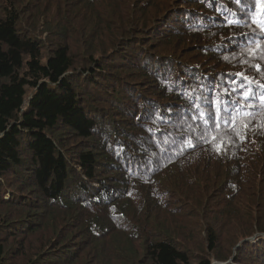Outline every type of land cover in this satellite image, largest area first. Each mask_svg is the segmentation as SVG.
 <instances>
[{
	"label": "trees",
	"instance_id": "obj_1",
	"mask_svg": "<svg viewBox=\"0 0 264 264\" xmlns=\"http://www.w3.org/2000/svg\"><path fill=\"white\" fill-rule=\"evenodd\" d=\"M99 1L82 0L78 55L63 24L44 26L49 45L31 32L22 15L32 0L0 2V264H210L224 239L212 226L203 253L181 247L174 227L142 222L158 204L174 216L168 188L196 181L198 160L234 162L204 195L211 205L220 192L223 203L205 225L242 222L244 176L264 174V139L250 141L264 126V0H173L139 26L141 0L105 47L94 38L120 0ZM166 48L197 55L184 62ZM250 209L254 222L233 263L219 256L225 264H264V236H254L264 235V195Z\"/></svg>",
	"mask_w": 264,
	"mask_h": 264
},
{
	"label": "rangeland",
	"instance_id": "obj_2",
	"mask_svg": "<svg viewBox=\"0 0 264 264\" xmlns=\"http://www.w3.org/2000/svg\"><path fill=\"white\" fill-rule=\"evenodd\" d=\"M1 1L2 0H0V2ZM142 1L144 2L145 0ZM61 2L64 1L63 0H59V1L32 0L33 6L29 10H27L26 8L22 17L26 21V25H29V28L30 25L36 26L35 32L33 31L31 32L35 35L39 34L41 38L44 40L45 45H49L50 40L53 38V37H47L46 32H44V26L47 23L55 22L56 24L60 23L67 26V28L70 30L69 41L71 43V53L74 55H78L81 52L80 51L81 49H79L78 46H81L83 44L82 41L83 38L81 35L82 28L84 27V22H82V0H72L70 7H67L64 4H62L60 7L59 3ZM74 2H76V4H74ZM140 2L141 0L140 1L137 0V2H134L132 0H120L119 7L116 8L115 17L114 14L112 15V17H110V21H111L109 23L110 28L106 29L103 32L101 38L100 36L94 38V43L98 42L99 44H101L98 47H105V45L110 43L111 40H116L118 38L119 32H121V30H123L124 27L127 26L126 20L124 19H127L128 16L132 14L131 8ZM170 2H173V0H149L148 3L144 4V6L142 5L143 10L140 8L135 9L133 14V16L135 17L134 19H136L139 26H148L150 23V19H153L156 13L161 14L160 13L161 9L165 6H169L168 3ZM155 3H157V6H154ZM104 5H105V0H100L97 3V6L102 8L104 7ZM66 9H70V10H66ZM64 10L66 11V13H64ZM32 12L35 13L34 17L29 15ZM118 18H121V20ZM88 26H89V22H86L85 27ZM148 31L149 30L138 35L143 36L145 41H148V39H151V37H148L149 35V33H147ZM170 31H171L170 29H167V32L161 35L160 40L165 41L167 34H169ZM79 39L80 41H78ZM194 50L195 49H188L184 54H181V56L180 54L173 53L168 50L167 51L170 54H173V56L182 58L184 62L186 61L192 62L195 59L192 57L197 55L192 53ZM250 138H251L250 140L251 146L255 143L258 144L257 141L259 140V138L264 139V126L262 127V133L254 135L253 137ZM233 151L234 150L226 151V152H229L231 154ZM255 161H258V159H256ZM216 163H219V165L215 164V166L213 167L212 166L213 164H210V166L207 167L206 162L204 160L195 161L192 165H195L194 167L197 168V171L194 172L195 177H197L196 181L192 177L191 185L176 186L173 190L172 188H168V191H170L166 195L168 207H170L171 209H175L174 216L177 215L179 217L180 215H182L183 217L182 223L181 221L175 223L174 216H169L168 213L166 214L160 213L159 209L167 208L160 204H158V206L154 208L155 212H152L151 215H148V218L145 220V222L142 223L148 225L150 228L158 227L165 234H168V232L164 229V227L167 228L174 227L171 233L174 236H177L178 243L181 245V247H183L184 249L185 248L189 249L190 251H195V252L201 251L203 253L211 252L207 250L204 228L206 226H212L217 231H220L222 233V237L224 239H222L223 248L219 249L220 251L223 252V255L222 254L216 255V252L213 251L209 255L210 264H214V263L219 264L220 262H222V260H218V259L224 256H228V261L230 263H233L235 252L239 248L238 246L241 245L242 242L241 236L247 230L245 228V225L253 224L254 222L255 217L252 214V210L251 209L247 210V209H249L252 206V201L255 198H261V196L264 195V187L261 186L257 188L258 181H261L262 179L264 180V174L259 173L257 178L256 177L257 173H254L255 175L251 176V179L247 176L246 177L244 176V179L249 181V183L244 186L243 191L245 188H246L245 192H247V190L249 189L250 190L243 197L241 204L242 208L239 210V212L241 213L242 222H239L238 219H236V223L240 225L236 224L235 222L231 225V223L229 222L227 223L225 219L218 216L215 219H213L212 222H207L209 223V225H205L206 223L205 217H207V214H209L214 209H222L223 203L219 204V201L222 202V199H220V197L222 196L220 192H217L218 194L215 199V202H213L211 205L208 202L204 201L205 200L204 195L208 193H213L217 188H220L219 186L217 187L216 185L215 186L212 185V183L215 184L219 182L220 181L219 178L221 177L219 173L224 172L223 170L228 169L231 166V164H233L234 162H229L228 160L227 161L218 160V162ZM258 164L261 163L258 162ZM185 167H176V169L178 170L180 168H185ZM212 169L216 170L215 173L211 171ZM174 170L175 169L168 170V174H170V172ZM211 186L213 188H211ZM185 188H187V190ZM205 206L208 207V210L206 212H203L202 209ZM169 219L170 220L173 219V222H171ZM261 234H263V232L256 231L254 236H256L255 238L264 236ZM153 235L155 234H151V236ZM186 236H188V240L184 241V238ZM236 236L239 237L236 238ZM136 248L139 247L136 246ZM122 255L123 258L121 260L123 262V260H126V256L124 254ZM117 258H119V256ZM103 260H105V258H103ZM92 261L99 264L98 258L96 257H93L91 262Z\"/></svg>",
	"mask_w": 264,
	"mask_h": 264
},
{
	"label": "snow or ice",
	"instance_id": "obj_3",
	"mask_svg": "<svg viewBox=\"0 0 264 264\" xmlns=\"http://www.w3.org/2000/svg\"><path fill=\"white\" fill-rule=\"evenodd\" d=\"M245 95H247V94H245ZM227 111H228L227 108H225L224 111H223V115H227ZM221 119H222V115H220V114L218 113V117H217V121H216L217 126H220V120H221ZM212 139L215 140L216 137L213 136ZM221 148H223V144H222V143L219 144V145H217V150H220Z\"/></svg>",
	"mask_w": 264,
	"mask_h": 264
},
{
	"label": "water",
	"instance_id": "obj_4",
	"mask_svg": "<svg viewBox=\"0 0 264 264\" xmlns=\"http://www.w3.org/2000/svg\"><path fill=\"white\" fill-rule=\"evenodd\" d=\"M219 264H225V262H220Z\"/></svg>",
	"mask_w": 264,
	"mask_h": 264
},
{
	"label": "bare ground",
	"instance_id": "obj_5",
	"mask_svg": "<svg viewBox=\"0 0 264 264\" xmlns=\"http://www.w3.org/2000/svg\"><path fill=\"white\" fill-rule=\"evenodd\" d=\"M214 264H217V263H214Z\"/></svg>",
	"mask_w": 264,
	"mask_h": 264
}]
</instances>
